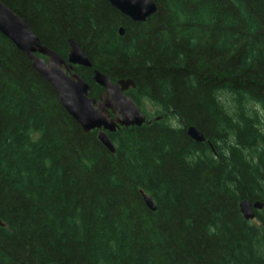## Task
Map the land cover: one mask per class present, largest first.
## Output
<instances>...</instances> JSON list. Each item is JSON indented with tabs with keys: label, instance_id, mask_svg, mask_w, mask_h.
Returning a JSON list of instances; mask_svg holds the SVG:
<instances>
[{
	"label": "trees",
	"instance_id": "1",
	"mask_svg": "<svg viewBox=\"0 0 264 264\" xmlns=\"http://www.w3.org/2000/svg\"><path fill=\"white\" fill-rule=\"evenodd\" d=\"M1 1L63 58L75 39L90 96L95 69L133 79L149 123L110 133L112 154L0 32V264H264V207L239 208L264 204V0H154L145 23L108 0Z\"/></svg>",
	"mask_w": 264,
	"mask_h": 264
},
{
	"label": "water",
	"instance_id": "2",
	"mask_svg": "<svg viewBox=\"0 0 264 264\" xmlns=\"http://www.w3.org/2000/svg\"><path fill=\"white\" fill-rule=\"evenodd\" d=\"M124 16L134 22L144 23L158 11L154 0H108ZM0 32L10 39L31 60L36 71L51 84L62 105L74 120L88 134L97 130L99 141L112 153L115 147L109 133L121 127L141 126L148 122L139 105L127 92L136 86L131 78L113 82L111 77L95 69L93 82L104 91L98 97L90 96L91 85L86 82L74 66L91 68L93 65L85 56L75 39H69L70 52L67 59L41 43L27 21L0 0ZM119 32L124 35V28ZM46 57V60L43 57ZM159 119V118H158ZM188 135L196 142H204L203 133L190 126ZM144 201L152 211L156 210L151 196L144 194ZM260 201L243 200L239 208L245 220H254L256 211L262 210ZM0 226L4 223L0 220Z\"/></svg>",
	"mask_w": 264,
	"mask_h": 264
},
{
	"label": "flooded vegetation",
	"instance_id": "3",
	"mask_svg": "<svg viewBox=\"0 0 264 264\" xmlns=\"http://www.w3.org/2000/svg\"><path fill=\"white\" fill-rule=\"evenodd\" d=\"M121 79H125V78H121ZM119 80V79H118ZM103 91H104V89H103ZM102 93V92H101Z\"/></svg>",
	"mask_w": 264,
	"mask_h": 264
}]
</instances>
